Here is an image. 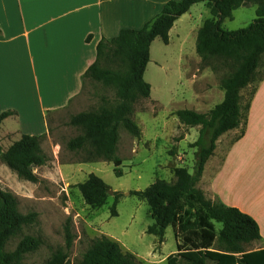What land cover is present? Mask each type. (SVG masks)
<instances>
[{
  "label": "trees",
  "instance_id": "trees-1",
  "mask_svg": "<svg viewBox=\"0 0 264 264\" xmlns=\"http://www.w3.org/2000/svg\"><path fill=\"white\" fill-rule=\"evenodd\" d=\"M250 2L256 6L253 22L238 31L224 30L222 23L232 19V12ZM198 4L205 5L210 18L197 31L195 53L202 65L217 61L224 67L225 76L220 81L223 100L206 115L190 110L175 112L183 126L199 127L198 138L191 146L196 149L193 173L174 168L173 182L157 179L143 191L129 192V196L148 206L153 224L146 234L155 237L158 245L164 242L166 228H173L177 254L169 256L167 264H264V250L253 253L244 250L260 240L256 223L235 208L207 199L196 187L219 137L246 122L249 101L241 109L240 93L248 87H252L253 93L262 79H257V70L264 56V0H170L140 30H122L111 40L101 39L96 46V59L83 77L113 90L115 99L103 101L96 111L70 116L67 125L78 129L80 135L70 139L66 149L83 155L79 163H112L115 175L122 176L121 160L117 157L119 132L124 130L136 139L141 135L132 116L135 105L150 97V85L143 79L150 46L156 39L168 45L174 23ZM12 115L11 111L0 114V125ZM43 139L44 136L21 135L6 150L0 146V162L19 180L38 183L34 170L48 162L42 150ZM75 189L91 211L107 203L109 188L93 174L75 185ZM121 197L122 194L113 193L112 217L117 215L115 208ZM36 219L35 213L21 214L16 197L0 187V264H24L25 256L39 249L40 238L22 233ZM216 223L222 225L219 232ZM16 239L14 249L9 250L8 246ZM63 239L64 246L52 250L44 264H71L75 234L69 218L63 226ZM73 264L140 263L117 242L100 236L87 244Z\"/></svg>",
  "mask_w": 264,
  "mask_h": 264
},
{
  "label": "rangeland",
  "instance_id": "rangeland-1",
  "mask_svg": "<svg viewBox=\"0 0 264 264\" xmlns=\"http://www.w3.org/2000/svg\"><path fill=\"white\" fill-rule=\"evenodd\" d=\"M255 10L253 3H247L245 7L234 11L232 19L225 20L222 28L233 32L248 27L256 18ZM209 16L205 5L198 4L188 17L177 23L175 32H179L178 38L172 35L168 45L159 39L152 43L150 62L143 77L150 85V97L135 105L132 116L141 135L136 139L124 130L119 132L117 157L121 160V177L115 175L112 163L103 161L65 165V177L58 170V165L62 163H76L83 158L82 154L71 153L66 149V143L80 135L78 129L67 125L70 116L96 111L103 101L112 102L115 99L113 90L89 78L84 79L82 95L75 109L47 117L49 129L47 136H44L42 149L49 163L35 171L38 183L19 180L15 174L3 169L0 162V187L16 197L21 214L37 215L36 223L25 226L22 233L40 238L42 244L36 252L25 256L24 264H44L52 250L64 246L63 226L68 218L75 234L70 262L73 264L79 260L87 244L102 236L88 223L92 212L101 215L104 221L102 231L118 239L122 249L132 254L140 264H147L139 258L146 256V246L150 242L155 251L164 246L162 254L174 248L170 232L161 245H158L155 237L145 233L146 227L152 223L146 204L124 194L143 191L157 179L173 182L174 168H185L189 174L193 173L196 149L191 146L198 138L199 127L183 126L175 112L190 110L206 115L223 98L220 81L225 76L224 67L217 61L210 62L208 66L202 65L195 53L197 28ZM262 62L258 80L264 73V56ZM251 91L252 87L244 91L241 109L249 101ZM239 134L238 131L231 140ZM6 143L2 140L1 146ZM54 147L58 150L57 159L53 158ZM90 174L101 179L112 192L107 203L96 211H91L83 203L79 191L75 189V185L83 183ZM113 193L122 194L116 205L115 217L110 215ZM221 228V224H215L216 232ZM17 242L18 239L12 241L8 249H14Z\"/></svg>",
  "mask_w": 264,
  "mask_h": 264
},
{
  "label": "crops",
  "instance_id": "crops-1",
  "mask_svg": "<svg viewBox=\"0 0 264 264\" xmlns=\"http://www.w3.org/2000/svg\"><path fill=\"white\" fill-rule=\"evenodd\" d=\"M168 1L0 0V114L13 112L0 125V146L2 140L7 142L2 149L6 150L21 135L47 136L49 115L77 107L83 76L96 59L100 40H111L122 30H140ZM195 6L174 23L168 44L172 35L178 38L177 23L188 17ZM150 55L151 46L149 62ZM262 60L263 57L257 76ZM261 77L253 93L251 91L245 124L219 137L196 186L208 199L235 208L256 223L260 240L246 246V253L264 250V75ZM246 89L240 93L241 98ZM238 131L239 136L231 140ZM52 150L53 158L57 159L58 150L55 147ZM79 162L62 163L58 170L65 177L64 166L83 164ZM48 163L49 159L46 165ZM148 215L151 226L149 208ZM88 223L102 236L118 243V239L102 231L101 215L92 212ZM169 232L174 241L173 249L162 254L164 246L155 251L150 242L146 256L136 257L147 264H167V258L177 254L171 226L166 228L164 239Z\"/></svg>",
  "mask_w": 264,
  "mask_h": 264
},
{
  "label": "water",
  "instance_id": "water-1",
  "mask_svg": "<svg viewBox=\"0 0 264 264\" xmlns=\"http://www.w3.org/2000/svg\"><path fill=\"white\" fill-rule=\"evenodd\" d=\"M208 119H209V118H208ZM111 194H112V192H109V195H111ZM124 196H125V197H128V196H129V193H125Z\"/></svg>",
  "mask_w": 264,
  "mask_h": 264
}]
</instances>
